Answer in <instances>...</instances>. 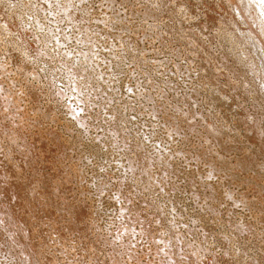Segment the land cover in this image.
Segmentation results:
<instances>
[{
	"label": "rangeland",
	"instance_id": "rangeland-1",
	"mask_svg": "<svg viewBox=\"0 0 264 264\" xmlns=\"http://www.w3.org/2000/svg\"><path fill=\"white\" fill-rule=\"evenodd\" d=\"M55 1L0 0V18L10 24L9 35L0 36V124L7 123L17 136L12 141L0 133V163L25 167L19 169L25 173L18 172L20 180L36 182L19 180L27 199L41 189L46 193L39 200L44 198L49 212L24 214L16 206L11 211L16 218L28 214L31 232L42 233L30 240L36 247L41 243L52 259L47 264H264V62L234 10L237 2L254 29L252 13L264 16V0H58L76 9L79 17L70 20ZM256 29L264 41L263 27ZM89 34L91 48L83 43ZM82 52L93 57L91 69ZM72 74L81 93L70 82ZM79 97L86 98L83 106ZM72 110L77 117L87 111L83 126L71 117ZM110 127H118L119 136ZM211 129L220 131L221 139ZM125 136L129 147L122 145ZM25 143L36 154L27 156ZM136 147L139 156L132 154ZM24 150L30 162L21 158ZM142 155L156 162L151 186ZM135 159L141 164L136 162L132 176L127 162ZM154 175L161 181L155 184ZM18 185L9 187L14 190L4 193L6 198L0 190L1 203L13 193L16 198ZM5 237L0 236V247Z\"/></svg>",
	"mask_w": 264,
	"mask_h": 264
},
{
	"label": "bare ground",
	"instance_id": "bare-ground-1",
	"mask_svg": "<svg viewBox=\"0 0 264 264\" xmlns=\"http://www.w3.org/2000/svg\"><path fill=\"white\" fill-rule=\"evenodd\" d=\"M25 1V0H24ZM53 1V0H52ZM58 1V0H57ZM57 1H55V3L57 2ZM65 1H67V0H65ZM91 1V0H90ZM7 2V1H6ZM12 2V1H11ZM59 2V1H58ZM57 2V5L59 4V3H61V2H59L58 3ZM64 2V1H63ZM26 3H27V1H26ZM29 3H30V1H29ZM32 3V2H31ZM31 3H30V5H31ZM69 3V2H68ZM65 3L64 2V5L61 3L60 4V6H59V9H60V11H62L67 17H68V19L70 20V18H74L73 16L75 15V17H79V15L77 14V11H76V9L73 7V5L71 4V3ZM91 3V2H90ZM232 3V2H231ZM12 4V3H11ZM16 4H19V3H16ZM23 4H25V3H23ZM8 5V4H7ZM21 5V4H20ZM27 5H28V3H27ZM56 5V6H57ZM234 5V4H233ZM11 6V5H10ZM14 6H15V4H14ZM23 6V5H22ZM90 6V5H89ZM31 7V6H30ZM33 7V6H32ZM232 7V6H231ZM10 8V7H9ZM8 7L6 8V10L7 9H9ZM13 8V7H12ZM23 8V7H22ZM24 8H25V6H24ZM15 9V8H14ZM17 9V8H16ZM15 9V10H16ZM30 9V8H29ZM85 9V8H84ZM11 10V9H10ZM26 10V9H25ZM234 10L236 11V14H237V18L239 19V20H241L243 23H245V30L244 31H247V41L248 42H251L252 41V39H254L255 40V42H256V45H257V48H258V51H257V55H258V57L261 59V60H263V62H264V41H263V39L260 37V35H259V33H258V30L256 29V28H258V25H260V26H262L263 27V29H264V16L261 14V13H258V12H256V13H252V19H253V22H255L256 23V27L254 28V29H252V27L250 26V24L249 23H247L246 22V16L242 13V11H241V9L239 8V5H238V3L236 2V4H235V7H234ZM9 11V10H8ZM8 11H6L7 13H8ZM27 11V10H26ZM12 12V11H11ZM11 12H9V13H11ZM22 11H20L19 12V15H21L20 13H21ZM29 12V11H28ZM3 13H5V12H3ZM16 13V12H15ZM14 13V14H15ZM24 13V12H23ZM13 14V13H12ZM25 14V13H24ZM23 14V15H24ZM59 14V13H58ZM62 14V13H61ZM63 14V15H64ZM103 14H104V12H103ZM5 15V14H4ZM17 15V14H16ZM18 15V16H19ZM106 15V14H105ZM10 16H13V15H10ZM21 17H22V15H21ZM1 19V18H0ZM3 20H4V18H2ZM1 19V20H2ZM11 19V18H10ZM36 19V18H35ZM34 19V20H35ZM45 19V18H44ZM43 19V20H44ZM2 20V22H4ZM15 20V19H14ZM258 20V21H257ZM12 22H13V19H12ZM258 22V23H257ZM20 23V22H19ZM25 23V22H24ZM44 23V22H43ZM53 23H54V21H53ZM2 24H5V26H0V36H1V38L3 37L2 36V33H5V32H7L9 29V25L10 24H8V21H6L5 20V22L4 23H2ZM41 26V25H40ZM33 27V26H32ZM43 27V26H42ZM41 27V28H42ZM53 27V26H52ZM62 27V26H61ZM40 28V27H39ZM38 28V29H39ZM48 28V27H47ZM85 29V28H84ZM87 29V28H86ZM27 30V29H26ZM34 30V29H33ZM241 30V29H240ZM18 31V30H17ZM52 31V30H51ZM61 31H62V29H61ZM8 32H10V30L8 31ZM7 32V33H8ZM14 32V31H13ZM56 32V31H55ZM76 32V31H75ZM89 32V31H88ZM19 33V32H18ZM26 33V32H25ZM87 33V32H86ZM91 33V32H90ZM88 34V33H87ZM5 35H6V33H5ZM8 35H9V33H8ZM61 35V34H60ZM94 35V34H93ZM66 36V35H65ZM84 36V35H83ZM92 36V35H91ZM90 36V34L89 35H87L84 39H83V43L84 44H86V45H88V44H92V37ZM41 37V36H40ZM119 37V36H118ZM23 38V37H22ZM81 38H82V36H81ZM81 38H80V40H81ZM13 39V38H12ZM37 39H35V41H36ZM2 41V40H1ZM38 41V40H37ZM94 41V40H93ZM37 43V42H36ZM59 43V42H58ZM82 43V44H83ZM55 44H57V43H55ZM108 44H110V43H108ZM68 45V44H67ZM90 46H92V45H90ZM109 46V45H108ZM114 46V45H113ZM120 46H121V44H120ZM88 47H89V45H88ZM31 48H32V44H31ZM89 48H91V47H89ZM88 48V49H89ZM65 51V50H64ZM90 52H93L92 50H89ZM88 51V52H89ZM76 52V51H75ZM87 52V54H83V52H82V58H84V62L83 63H86L87 64V67L89 66V68H90V65H91V62H93V60H92V58L93 57H91V55H89V53ZM94 52H96L95 50H94ZM108 52V51H107ZM59 53H61V52H59ZM73 54V53H72ZM76 54V53H75ZM53 55V54H52ZM80 55V54H79ZM93 55H95V54H93ZM97 55V54H96ZM95 55V56H96ZM107 55V54H106ZM94 56V57H95ZM110 56V55H109ZM112 57V56H111ZM97 58V57H96ZM65 59V58H64ZM95 59V58H94ZM102 60V59H101ZM1 61V60H0ZM79 61V60H78ZM83 61V60H82ZM115 61V60H114ZM80 62V61H79ZM79 62H77V63H79ZM107 62V61H106ZM0 63H2V62H0ZM95 63V62H94ZM3 64H4V62H3ZM69 64V63H68ZM93 64V63H92ZM96 64H97V62H96ZM71 65V64H70ZM74 65V64H73ZM104 65V64H103ZM115 65V64H114ZM0 66H2V65H0ZM64 66V65H63ZM72 66V65H71ZM77 66V65H76ZM84 66V65H83ZM82 66V67H83ZM86 66V65H85ZM102 66V65H101ZM4 67V65L2 66V68ZM1 68V69H2ZM78 68V66L76 67V69ZM92 68V67H91ZM90 68V69H91ZM71 69V68H70ZM105 69V68H104ZM88 70V69H87ZM11 71V70H10ZM75 71H77V70H75ZM74 71V72H75ZM84 71H85V69H82V71H81V73L83 74L84 73ZM73 72V73H74ZM78 72V71H77ZM4 73H5V71H4ZM80 72H79V74H81ZM86 73H87V71H86ZM75 74H76V72H75ZM105 74V73H104ZM1 75H3V74H1ZM11 75V74H10ZM73 75V76H72ZM71 75V79L70 80H72V81H70V82H72V85H73V87H74V89H78L79 90V85L77 84V83H75L74 82V80L76 79L75 78V76H74V74H72ZM98 75V74H97ZM32 76V75H31ZM77 76V75H76ZM79 77L81 76V75H78ZM103 76V75H102ZM5 77V76H4ZM67 77V76H66ZM108 77V76H107ZM111 77V76H110ZM12 78V77H11ZM70 78V77H69ZM84 78H86V77H84ZM79 79V78H78ZM81 79V78H80ZM98 80V79H97ZM69 81V80H68ZM80 81V80H79ZM76 82H78V81H76ZM113 83V82H112ZM10 84V83H9ZM84 84V83H83ZM101 84V83H100ZM144 84V83H143ZM1 85V84H0ZM71 85V86H72ZM99 85V84H98ZM129 85V84H128ZM32 86V85H31ZM109 86V85H108ZM133 86H135V85H133ZM131 87V86H130ZM153 87V86H152ZM1 88V87H0ZM101 88V87H100ZM105 88H106V86H105ZM111 88V87H110ZM76 89V90H77ZM84 89V88H83ZM109 89V88H108ZM130 89V88H129ZM1 90V89H0ZM77 90V91H78ZM11 91V90H10ZM10 91L8 90V93H7V95L9 94L10 95V97L12 98V100H10L11 101V103L14 101L15 102V100H13V98L15 99L16 98V96H14V94H11L10 93ZM37 92V91H36ZM78 92H80V91H78ZM77 92V93H78ZM102 92V91H101ZM105 92V91H104ZM104 92H102V93H104ZM130 93H131V90L129 91ZM134 92V91H133ZM139 92V91H138ZM147 92V91H146ZM38 93V92H37ZM81 93V92H80ZM79 93V94H80ZM93 93V92H92ZM155 93V92H154ZM6 94V93H5ZM95 94V93H94ZM132 94V93H131ZM136 94V93H135ZM144 94V93H143ZM166 94V93H165ZM38 95V94H37ZM89 94H87V96H88ZM98 95V94H97ZM106 95H108L107 93H106ZM111 95V94H110ZM161 95V94H160ZM85 96H86V94H85ZM87 96H86V98H87ZM127 96V95H126ZM136 96V95H135ZM9 97V96H8ZM9 97V98H10ZM89 97V96H88ZM107 96H105L104 98H106ZM9 98H7V99H9ZM10 98V99H11ZM70 98V97H69ZM74 98V97H73ZM85 97H83L82 99H84ZM85 98V99H86ZM92 98V97H91ZM134 98V97H133ZM6 99V100H7ZM36 99V98H35ZM76 100H77V98H75ZM82 99H80V97L78 98V101H80V103H81V100ZM95 99V98H94ZM107 99V98H106ZM75 100V101H76ZM88 100V99H87ZM92 100V99H91ZM152 100V99H151ZM82 101H84V100H82ZM109 101H110V98H109ZM158 101V100H157ZM8 102H9V100H8ZM4 103V102H3ZM7 103V102H6ZM10 102H9V104H11ZM82 103H84V102H82ZM81 103V105L83 106V104ZM69 104V103H68ZM105 104H106V102H105ZM152 104V103H151ZM14 105V104H13ZM93 105V104H92ZM122 105V104H121ZM5 106H7V105H5L4 104V107ZM10 106V105H9ZM97 106V105H96ZM105 107H106V105H104ZM103 106V107H104ZM157 106V105H156ZM84 107H86L85 105H84ZM88 107H90V106H88ZM151 107V106H150ZM74 108H75V106H74ZM77 108H79V107H77ZM83 108V107H82ZM160 108V107H159ZM8 109V108H7ZM81 109V108H80ZM85 110H87L86 108H84ZM127 109V108H126ZM5 110V109H4ZM20 110V109H19ZM71 110V109H70ZM78 110V109H77ZM84 110V111H85ZM115 110V109H114ZM114 110H113V112H114ZM121 110V109H120ZM123 110V109H122ZM132 110V109H131ZM156 110V109H155ZM154 110V112L156 113L157 111L159 112V110H157V111H155ZM66 111V110H65ZM73 111L74 110H72V115H74V116H72L71 115V117H73V119H74V117H75V121L78 123V124H80V125H82L83 126V124L84 123H86L85 121H86V112L88 111H86V112H81L82 113V115H81V113H80V115L77 117V111L75 110L74 111V113H73ZM80 111H82V110H80ZM91 111V110H90ZM116 111V110H115ZM119 111V110H118ZM118 111H117V113H118ZM166 111V110H165ZM76 112V113H75ZM79 112V111H78ZM107 112V111H106ZM112 112V111H111ZM161 112V111H160ZM1 113V112H0ZM9 113V112H8ZM21 113V112H20ZM154 113V114H155ZM165 113V112H164ZM85 114V115H84ZM123 114V113H122ZM153 114V113H152ZM88 115H89V113H88ZM113 115V114H112ZM28 116V115H27ZM109 116H111V115H109ZM128 116V115H127ZM152 116V115H151ZM150 116V117H151ZM70 117V118H71ZM111 117H115V119H116V116L115 115H113V116H111ZM122 117V116H121ZM153 117V116H152ZM157 117V116H156ZM108 118V117H107ZM119 118V117H118ZM124 118V117H123ZM154 118V117H153ZM201 118V117H200ZM21 119V118H20ZM90 119V118H89ZM121 119V118H120ZM159 119V118H158ZM255 120V119H254ZM2 121V120H1ZM111 121V120H110ZM117 121V120H116ZM121 121V120H120ZM251 121V120H250ZM258 121V120H257ZM3 123H4V121H2ZM206 122V121H205ZM108 123V122H107ZM175 123V122H174ZM251 123V122H250ZM24 124V123H23ZM210 124V123H209ZM256 124V123H255ZM139 125V124H138ZM178 125V124H177ZM192 125V124H191ZM206 125H207V122H206ZM254 125V124H253ZM253 125H252V127H253ZM114 126V125H113ZM141 126V125H140ZM173 126V125H172ZM184 126V125H183ZM23 127V126H22ZM188 127H189V125H188ZM212 127V126H211ZM248 127V126H247ZM21 128V127H20ZM99 128V127H98ZM121 128V127H120ZM214 128H216V127H214ZM213 128V129H214ZM251 128V127H250ZM17 130H19L18 128H16ZM22 129V128H21ZM86 129V128H85ZM167 129H168V127H167ZM171 129V128H170ZM210 129V128H209ZM218 128H216V130H217ZM247 129V128H246ZM246 129H245V131H246ZM254 129H256L255 127H254ZM254 129H251V131H253ZM185 130V129H184ZM219 130V129H218ZM250 130V129H249ZM20 131V130H19ZM109 131L112 133V134H114V135H116V137H117V135L119 136V133L121 132L120 130H118V127H117V129L115 128V127H113V129H111V127H110V129H109ZM144 131V130H143ZM163 131V130H162ZM244 131V132H245ZM250 131V132H251ZM258 131V130H257ZM16 131L14 130V128H11V126H9V125H7V123L6 124H0V133H2V134H4V136L5 135H9V138H11L12 139V141L17 137L16 136V133H15ZM211 132H213V135H214V138L215 139H221V136L219 137V133L218 134H216L217 132H220V131H215V130H212L211 129ZM240 132V131H239ZM244 132L242 133V134H244ZM248 131H246V133H247ZM255 132V131H254ZM253 132V133H254ZM18 133V132H17ZM110 133V134H111ZM168 133V132H167ZM175 133V132H174ZM184 133V132H183ZM245 133V134H246ZM257 133V132H256ZM256 133H254L255 135H256ZM2 134H0V135H2ZM19 134V133H18ZM100 134V133H99ZM170 134V133H169ZM245 134H244V137H246L247 138V136H245ZM248 134H250L249 132L246 134V135H248ZM121 135V134H120ZM89 136V135H88ZM150 136V135H149ZM170 136H172V135H170ZM250 136H251V134H250ZM6 137H8V136H6ZM38 137V136H37ZM115 137V138H116ZM127 136H125V137H123V140H122V145L123 144H125V145H127V141H124L125 139L124 138H126ZM151 137V136H150ZM2 138V137H1ZM114 138V139H115ZM248 138L249 139H246V140H250V139H253L252 137L250 138L249 136H248ZM254 138L256 139V137L254 136ZM7 139V138H6ZM10 139V140H11ZM117 139V138H116ZM137 139V138H136ZM17 140H18V138H17ZM58 140V139H57ZM127 140V139H126ZM139 141H140V139H138ZM210 140V139H209ZM11 141V142H12ZM59 141V140H58ZM61 141V140H60ZM98 141V140H97ZM101 141V140H100ZM112 141V140H111ZM250 141H252V140H250ZM255 141V140H254ZM5 142H7V141H5ZM17 142V141H16ZM262 142H264V141H262ZM1 143V142H0ZM54 143H56V142H54ZM101 143V142H100ZM108 143V142H107ZM114 143V142H113ZM153 143V142H152ZM162 143V142H161ZM22 144V143H21ZM109 144V143H108ZM112 144V143H111ZM128 144H129V142H128ZM136 144H140V142L138 143H136ZM141 144H143V143H141ZM140 144V145H141ZM165 144H167V143H165ZM264 144V143H263ZM263 144H262V146H263ZM7 145V144H6ZM11 145V144H10ZM25 146H23V147H26V143L24 144ZM28 145V144H27ZM103 145V144H102ZM124 145V146H125ZM130 145V144H129ZM132 145V144H131ZM8 146H9V144H8ZM22 146V145H21ZM34 146V145H33ZM115 146V145H114ZM152 146V145H151ZM158 146V145H157ZM7 147V146H6ZM28 148H30L31 146H27ZM26 147V148H27ZM104 147V146H103ZM127 147H129L128 145H127ZM133 147H135V145L133 146ZM138 147V146H137ZM134 148L133 149V151H132V154L134 155V156H136V155H138L139 156V154L141 153V149H142V145L140 146L141 147V149L140 148ZM147 147V146H146ZM162 147V146H161ZM5 148V147H4ZM9 148H10V146L9 147H7V149L9 150ZM27 148V150H28V152L30 153L29 155H27V156H32V154H36V152H34V150H32V151H30L29 149ZM95 148H97V147H95ZM105 148V147H104ZM122 148V147H121ZM120 148V149H121ZM144 148V147H143ZM1 149H2V147H1ZM0 149V151H3V150H1ZM7 149H6V151H7ZM14 148H13V145H12V150H13ZM18 149V148H17ZM117 149V148H116ZM156 149V148H155ZM154 149V150H155ZM158 149V148H157ZM21 150V149H20ZM109 150V149H108ZM126 150V149H125ZM125 150L124 149H122V151H124L125 152ZM127 150H129L130 151V149L128 148ZM167 150V149H166ZM263 150V149H262ZM11 151V150H10ZM9 151V152H10ZM15 151H16V149H15ZM15 151H13V152H15ZM18 151V150H17ZM21 151H23V149L21 150ZM20 151V152H21ZM36 151V150H35ZM97 151V150H96ZM210 151H211V149H210ZM5 152V151H4ZM19 152V151H18ZM19 152V153H20ZM113 152V151H112ZM143 152V151H142ZM207 152H208V149H207ZM7 153H8V151H7ZM12 153V152H11ZM18 153V154H19ZM106 153H109V152H106ZM123 153V152H122ZM154 153V152H153ZM3 154V153H2ZM5 154V153H4ZM15 154H16V152H15ZM14 154V155H15ZM17 154V155H18ZM41 154V153H40ZM131 154V155H132ZM143 154H145V153H143ZM158 154H160L161 155V152L160 151H158ZM157 154V155H158ZM172 154V153H171ZM205 154H206V152H205ZM208 154H210V153H208ZM7 155V154H6ZM5 155V156H6ZM9 155H10V153H9ZM13 155V154H12ZM141 155V154H140ZM146 155V154H145ZM169 155V154H168ZM167 155V156H168ZM20 156H21V158L22 157H24V159H23V161H27V162H30L29 160H28V158L30 159V157H27L26 155H25V150H24V154H23V156L20 154ZM37 156H38V152H37ZM137 156V157H138ZM153 156V155H152ZM159 156V155H158ZM166 156V157H167ZM171 156V155H170ZM209 156V155H208ZM251 156V155H250ZM2 157L3 156H1V159H2ZM6 157H8V156H6ZM13 157V156H12ZM18 157V159L20 158L19 157V155L17 156ZM17 157H15L16 159H17ZM36 157V156H35ZM35 157H33V158H35ZM39 157V156H38ZM141 157V156H140ZM147 157V156H146ZM145 156H144V158H143V155H142V159H144V161H145V163L144 164H142V165H145V167L142 169V168H140V169H142V172H144L143 174L145 175V173L148 175L153 169H152V166H154V164L156 163H154V162H152L153 161V157L151 158V156H149V157H147L146 158ZM160 157V156H159ZM159 157H157L158 159H157V161L159 160ZM162 157V156H161ZM220 157V156H219ZM14 157H13V159L14 160H16ZM121 158V157H120ZM130 158H131V156H130ZM132 158H133V156H132ZM139 158V157H138ZM138 158H136L137 160H138ZM140 158V159H141ZM156 158V157H155ZM162 158H164V157H162ZM160 159L161 160V163H163L162 162V160L163 159ZM167 158H169V157H167ZM209 158V157H208ZM253 158V157H252ZM3 159H5V157L3 158ZM2 159V161H4ZM32 159V158H31ZM127 159V158H126ZM129 159V158H128ZM136 159L134 160L135 162V164H133V162L130 160V162H127L128 163V165H129V168H130V170L132 171V176H133V170L135 169V168H137V166L139 165V164H141V161H139V162H137L136 161ZM166 159V158H165ZM6 160V159H5ZM8 160H11V158H8ZM22 160V159H21ZM119 160H121V159H119ZM169 160V159H168ZM174 160V159H173ZM254 160V159H253ZM12 161V160H11ZM18 161V160H17ZM170 161V160H169ZM5 163H6V161H4ZM139 163V164H137V163ZM165 162H168L167 160L165 161ZM14 163H18V162H14ZM25 163V162H24ZM108 163V162H107ZM114 163V162H113ZM118 163V162H117ZM123 163V162H122ZM143 163V162H142ZM9 164H11V165H9ZM19 165H20V163H18ZM166 164V163H165ZM168 164H169V162H168ZM16 165V164H15ZM15 165H13V162L12 163H10V162H8V163H6V165H1V163H0V190L1 191H3V194L5 193L6 194V196H7V193L8 194H11L12 195V192H13V190L12 189H10L9 187H13L14 188V186L15 185H18V184H20L19 183V180H20V178H22V177H18L19 175H18V172H20L21 173V170L19 171V169L20 168H24L25 169V167L23 166H20L19 168H18V170H17V168H16V166ZM29 165V164H28ZM156 165V164H155ZM162 165V164H161ZM26 166H27V163H26ZM141 166V165H140ZM167 166V165H166ZM165 166V167H166ZM33 167V165L31 166V168ZM75 167V166H74ZM161 167V166H160ZM162 167H164V166H162ZM213 167V166H212ZM109 168V167H108ZM214 168V167H213ZM77 169V168H76ZM104 170V169H103ZM102 170V171H103ZM211 170V169H210ZM30 171V170H29ZM76 171V170H75ZM105 171V170H104ZM113 171V170H112ZM126 171V170H125ZM118 172V171H117ZM24 173V171H22V173L21 174H23ZM77 173V172H76ZM111 173V172H110ZM138 174H139V171L137 172ZM141 173V172H140ZM162 173V172H161ZM17 174V175H16ZM25 174V173H24ZM124 174V173H123ZM127 174V173H126ZM130 174V175H131ZM153 174V173H152ZM215 174V173H214ZM14 176V177H13ZM17 176V177H16ZM21 176H23V175H21ZM124 176V175H123ZM136 176H138V175H136ZM140 176H141V174H139V178H140ZM159 176V175H158ZM117 177V176H116ZM130 177V176H129ZM135 177V176H134ZM144 177V176H143ZM153 177V176H152ZM26 178V177H25ZM31 178H33V177H31ZM120 178V177H119ZM119 178L117 179V180H119ZM138 178V177H137ZM151 178V176H150V174H149V176L147 177L146 175H145V179H146V181L148 182V184L150 185L151 183H149L150 181H149V179ZM154 178H155V175H154V177H153V181H154ZM24 179V178H23ZM110 180H111V178H109ZM127 179H129V178H127ZM126 179V180H127ZM134 179H136V178H133V180ZM142 179H144V178H142ZM152 179V178H151ZM131 180V179H130ZM137 180H139L140 181V179H137ZM20 181H22V183H24V182H30V183H32L33 185L36 183H34V181H33V179H24V180H20ZM120 181V184H122V180L120 179L119 180ZM135 181V180H134ZM133 181V182H134ZM159 181H161V180H159ZM159 181H157V179L155 178V184H156V182H159ZM99 182V181H98ZM136 182V181H135ZM141 182V181H140ZM152 182V181H151ZM21 183V186H19V187H21V188H19V190L18 189H16V190H18V194L16 195V198H13V196H14V193H13V196H12V198H9L10 196H8L7 198H9L8 200L6 199L5 201H6V203H5V205H4V203L2 202L1 203V201H0V205H1V208H0V213H2V214H5L6 212H7V214H6V216H4V215H2V214H0L1 215V218L3 219V220H1V218H0V233L5 237V233L8 235V239H7V237H5L4 238V244H5V242H6V245H5V247L4 246H1L0 247V264H1V262H2V264L4 263V264H44L45 262V264H47V261L49 260H47V258H49V257H47V255H46V257H45V255L43 254V247L42 248H39V247H41V243L39 242V240H36V241H38L40 244H39V247H38V244H37V247H36V245H34V243L32 242V240H33V238H32V240H30V238H31V235L33 236L35 233H37L38 231L36 230L35 232H34V234L31 232L32 230H30L31 228H34V227H32V225H29V227H28V222L30 221H28V214H33L34 215V212L35 211H37V209H38V211L39 210H44V211H46V212H49L50 210H51V208H50V206L49 205H43V199H40L39 200V197L40 198H42L43 196H45L46 195V193H44L43 192V189H41V190H38V194L37 193H35L36 195H35V198H36V196L38 195V199H35L34 197L33 198H31V199H27L26 198V195H23L22 193H23V191L21 190V189H23L22 188V186H23V184ZM89 183V182H88ZM112 183V182H111ZM127 183V182H126ZM131 183V182H130ZM136 183H138V182H136ZM136 183H135V185H136ZM146 183V182H145ZM154 183V182H153ZM161 183V182H160ZM159 183V184H160ZM207 183V182H206ZM3 184H6V185H3ZM103 184V183H102ZM102 184H100V186H99V190L101 191V190H103V188L101 187V185ZM105 184V183H104ZM109 184V183H108ZM119 184V185H120ZM134 184V183H133ZM140 184V183H139ZM138 184V185H139ZM142 184V183H141ZM158 184V183H157ZM14 185V186H13ZM26 185V184H25ZM144 185V184H143ZM143 185H140V186H142L143 187ZM149 185H147V186H149ZM209 185V184H208ZM31 186V184L29 185V187ZM104 186V185H103ZM146 186V185H145ZM151 186V185H150ZM35 187H37L36 185H35ZM38 187H39V185H38ZM106 187V186H105ZM153 187V186H152ZM41 187H39V189H40ZM149 189H150V187H148ZM165 188V187H164ZM10 189V190H9ZM25 189V188H24ZM26 189H27V187H26ZM29 189V188H28ZM143 189H144V187H143ZM146 189H147V187H146ZM9 190V191H8ZM32 190V189H31ZM36 190V189H35ZM99 190H98V192H99ZM140 190V189H139ZM0 191V192H1ZM26 191V190H25ZM30 191V190H29ZM16 193V192H15ZM26 193V192H25ZM5 194H4V197H5ZM28 194H29V192H28ZM0 196H2V194L0 193ZM32 196H34V195H32ZM98 196H99V194H98ZM128 197V196H127ZM140 197V196H139ZM1 198V197H0ZM6 198V197H5ZM29 198V197H28ZM117 198V197H116ZM2 199H3V197H2ZM11 199V200H10ZM125 199V198H124ZM129 199V198H128ZM4 200V199H3ZM42 200V201H41ZM121 200V199H120ZM31 201H35L34 203L32 202L31 203ZM238 201V200H237ZM10 202V206H8L7 204ZM127 202H128V200H127ZM148 202V201H147ZM131 203V202H130ZM150 203V202H149ZM210 203V202H209ZM54 204V203H53ZM152 205V204H151ZM13 206L15 207H18L20 210H22L23 212L22 213H24V214H26L25 212L27 211L28 212V214H27V219H26V217L25 216H20V218H16V217H14V211H11L12 209H11V207L13 208ZM53 206V205H52ZM38 207V208H37ZM54 207V206H53ZM52 207V208H53ZM127 207V206H126ZM159 207V206H158ZM160 208V207H159ZM18 209V210H19ZM146 209V208H145ZM29 210V211H28ZM4 211H5V213H4ZM37 211V212H38ZM133 211V210H132ZM127 212V211H126ZM130 212V211H129ZM11 213V214H10ZM21 213V214H22ZM9 214H10V216H9ZM91 214V213H90ZM137 215V214H136ZM3 216V217H2ZM30 216V215H29ZM91 216V215H90ZM127 217V216H126ZM123 218V217H122ZM143 218V217H142ZM141 218V219H142ZM26 219V220H25ZM144 219V218H143ZM15 220V221H14ZM159 220V219H158ZM202 220V219H201ZM13 221L14 222H16V224H17V229H15L14 227V223H13ZM54 221H55V219H54ZM91 221V220H90ZM121 221V220H120ZM134 221V220H133ZM139 221V220H138ZM142 221V220H141ZM20 222V223H19ZM39 222V221H38ZM37 222V223H38ZM126 222V221H125ZM143 222V221H142ZM141 222V223H142ZM146 222V221H145ZM34 223H35V221L33 222V226H35L37 223H35V225H34ZM29 224H30V222H29ZM32 224V223H31ZM39 224V223H38ZM42 224V223H41ZM41 224H39V226H41ZM125 224V223H124ZM132 224V223H131ZM50 225V224H49ZM52 225V224H51ZM54 225V224H53ZM93 225V224H92ZM91 225V226H92ZM121 225V224H120ZM139 225V224H138ZM137 225V226H138ZM31 226V227H30ZM127 226V225H126ZM125 226V227H126ZM134 226V225H133ZM38 227V226H37ZM56 227V226H55ZM122 227V226H121ZM124 227V228H125ZM161 227V226H160ZM240 227V226H239ZM14 228V232H13V235H12V229ZM30 228V229H29ZM89 228V227H88ZM87 228V229H88ZM98 228V227H97ZM127 228V227H126ZM126 228H125V230H126ZM139 228V227H138ZM147 228V227H146ZM243 228V227H242ZM44 229V228H43ZM85 229V228H84ZM152 229H153V227H152ZM239 229V228H238ZM241 229V228H240ZM239 229V230H240ZM38 230H40L41 231V229H38ZM125 230L124 229H122V231H121V229L118 231V232H125ZM131 230L132 229H128V231H126V232H131ZM163 230V229H162ZM205 230V229H204ZM243 230V229H242ZM113 231H115L114 229H113ZM149 231V230H148ZM153 231V230H152ZM209 231V230H208ZM207 231V232H208ZM42 232V231H41ZM46 232V231H45ZM120 232V233H121ZM124 232H123V235H124ZM128 233V236H129V234H132L133 235V233ZM133 232V231H132ZM39 234H40V232H38ZM140 233V232H139ZM47 234V236L48 237H50L49 235H48V233H46ZM79 234V233H78ZM126 235H124V237L125 236H127V233H125ZM2 235H0L1 237H2ZM15 235V236H14ZM36 235V234H35ZM38 235V234H37ZM40 235H42V233L40 234ZM150 235V234H149ZM45 237H46V235H44ZM122 236V235H121ZM139 236V235H138ZM151 236V235H150ZM209 236V235H208ZM34 238H35V236H33ZM37 237V236H36ZM47 237V238H48ZM55 237V236H54ZM130 237V236H129ZM162 237V236H161ZM164 237V236H163ZM201 237H202V235H201ZM204 237V236H203ZM58 238H61V237H58ZM123 238V237H122ZM134 238V237H133ZM172 238V237H171ZM176 238V237H175ZM44 239V238H43ZM46 239V238H45ZM44 239V240H45ZM64 239V238H63ZM130 239V238H129ZM168 239V238H167ZM1 240V239H0ZM125 240V239H124ZM137 240V239H136ZM154 240V239H153ZM166 240V239H165ZM172 240V239H171ZM174 240V239H173ZM182 240V239H181ZM201 240V239H200ZM34 241V240H33ZM64 241V240H63ZM121 241V240H120ZM125 241H127V240H125ZM135 241V240H134ZM187 241V240H186ZM189 241V240H188ZM2 242V241H1ZM37 242V243H38ZM42 242H43V240H42ZM180 242V241H179ZM198 242V241H197ZM196 242V243H197ZM44 243V242H43ZM43 243H42V245H43ZM64 243V242H63ZM133 243V242H132ZM137 243V242H136ZM168 243V242H167ZM170 243H172V242H170ZM185 243V242H184ZM183 243V244H184ZM189 243V242H188ZM188 243H185L186 244V246L187 245H189ZM3 243H1V245H2ZM134 244V243H133ZM155 244V243H154ZM163 244V243H162ZM174 244V243H173ZM172 244V245H173ZM184 244V245H185ZM48 245V244H47ZM65 245V244H64ZM164 245V244H163ZM165 245H167V244H165ZM164 245V246H165ZM169 245V244H168ZM131 246H133V245H131ZM137 246V245H136ZM155 246V245H154ZM171 246V245H170ZM174 246V245H173ZM172 246V247H173ZM176 246V245H175ZM174 246V247H175ZM196 246V245H195ZM17 247H18V249H17ZM58 247V246H57ZM62 247H63V245H62ZM130 247V246H129ZM161 249H163V250H165V249H167L169 246H166L167 248H162V246H159ZM199 245H197V248L196 249H194L195 251L194 252H196V250L198 251L199 250ZM201 247H202V245H201ZM170 248L171 247H169V249H167V251L168 250H170ZM176 248V247H175ZM190 248V247H189ZM195 248V247H194ZM17 249V250H16ZM173 249V248H172ZM186 249V248H185ZM45 250V249H44ZM118 250V249H117ZM123 250V249H122ZM125 250V249H124ZM133 250V249H132ZM163 250H160V251H162V253L164 252V253H166L165 251H163ZM177 250V249H176ZM134 251V250H133ZM152 251V250H151ZM173 251L175 252V250L173 249ZM44 252H46V251H44ZM127 252V251H126ZM158 252V251H157ZM178 252V251H177ZM182 252H184V251H182ZM192 252V251H191ZM193 252V253H194ZM204 252V251H203ZM61 253V252H60ZM130 253V252H129ZM169 253V252H168ZM171 253H173V252H171ZM171 253H169V254H171ZM197 254H194V256L196 257L198 254H199V252H196ZM41 254V257H39V255ZM232 254V253H231ZM116 255V254H115ZM183 255V254H182ZM185 255V254H184ZM187 255H189V254H187ZM237 255V254H236ZM222 256V255H221ZM45 257V258H44ZM96 257V256H95ZM133 257V256H132ZM146 257V256H145ZM159 257V256H158ZM171 257V256H170ZM181 257V256H180ZM188 257V256H187ZM191 257H193V256H191ZM201 257H202V254H201ZM125 258V257H124ZM136 258V257H135ZM2 259H3V261H2ZM42 259H44L45 260V262L42 260ZM149 259V258H148ZM180 259V258H179ZM200 258H197V261H199V263H201L200 262V260H199ZM210 259V258H209ZM216 259V258H215ZM52 259H50L49 260V262L51 261ZM60 260V259H59ZM133 260V259H132ZM187 260V259H186ZM203 260H205V259H203ZM116 261V260H115ZM183 261V260H182ZM182 261H180L181 262V264H182ZM188 261V260H187ZM187 261H186V264H187ZM202 261V260H201ZM206 261V260H205ZM207 261H208V259H207ZM254 261V260H253ZM157 262V261H156ZM184 262V261H183ZM194 262H196V259H195V261ZM214 262V261H213ZM255 262V261H254ZM53 263V262H52ZM128 263V262H127ZM185 263V262H184ZM192 263V262H191ZM205 263V262H204ZM216 263V262H215ZM259 263V262H258ZM50 264V263H49ZM94 264V263H93ZM190 264V263H189ZM193 264V263H192ZM197 264H198V262H197ZM217 264V263H216ZM254 264V263H253Z\"/></svg>",
	"mask_w": 264,
	"mask_h": 264
}]
</instances>
